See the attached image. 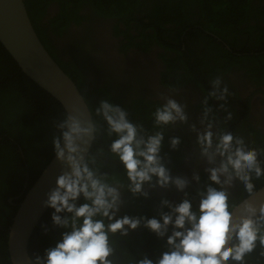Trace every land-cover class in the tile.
<instances>
[{"label": "flooded vegetation", "instance_id": "flooded-vegetation-1", "mask_svg": "<svg viewBox=\"0 0 264 264\" xmlns=\"http://www.w3.org/2000/svg\"><path fill=\"white\" fill-rule=\"evenodd\" d=\"M24 1L43 45L78 85L93 117L95 108L105 99L125 108L132 122L142 123L151 132L154 130L152 114L164 103L161 94L187 104L189 124L165 131L161 155L173 176L187 177L191 181L185 191L189 193L194 211L199 209L197 189L210 181L205 171L208 165L199 157L196 133L191 131L190 124L201 127L202 101L211 90L210 82L217 76L222 77L229 89L227 111L219 109L223 101L209 99L218 128L244 138L251 148H264V0ZM50 106L46 109L50 121L44 125L47 139L42 140L45 134L42 133L39 140L43 146L37 144L42 160L33 162L31 159L30 165L22 145L12 142L23 155L21 167L25 171L16 176L17 182L12 174L6 177L10 179L9 190L0 193V248L8 255V226L30 184L33 185L53 157L54 125L59 118ZM228 112L232 113V119L225 121ZM173 136L182 141L175 151L169 142ZM3 140L1 137L0 150L6 148ZM104 150L108 151V145ZM171 155L177 162L174 167ZM101 160L105 164V159ZM107 172L119 173V178L125 179L119 160L112 161ZM196 172L201 176L199 184L192 179ZM255 183L259 188L264 180ZM6 187L5 182L4 189ZM146 190L150 192L148 198L124 191L123 200L124 204L129 202L131 208L139 204V208L144 209V217L148 218H160L162 199L178 204L185 198L174 186L168 189L146 186ZM231 191L233 199L245 196L243 185L238 182ZM123 205L118 218L125 215ZM163 211L169 209L165 207ZM2 212L4 217L8 216L6 219L1 217ZM139 234L147 235V243H137L133 249L143 246L145 251L142 252L146 254L151 253V245L167 240V237L156 240V234L143 225L130 231L127 237ZM36 248L38 255L45 254L44 246L36 245Z\"/></svg>", "mask_w": 264, "mask_h": 264}, {"label": "clouds", "instance_id": "clouds-1", "mask_svg": "<svg viewBox=\"0 0 264 264\" xmlns=\"http://www.w3.org/2000/svg\"><path fill=\"white\" fill-rule=\"evenodd\" d=\"M210 86L202 101L201 127L190 124L196 133L199 157L208 165L205 171L210 181L197 189L198 211L193 210L185 191L191 181L173 176L161 155L165 131L189 124L187 104L161 94L164 103L152 114L151 132L142 123L132 122L125 108L105 99L95 108L99 120L80 108L65 112L54 125L56 135L52 139L61 172L56 186L42 201L43 207L54 210L53 225L65 231L43 256L30 257L33 264H118L112 237H127L142 225L159 238L167 237L168 250L156 261L145 255L134 264H248L247 258L257 249L264 257V189L255 183L264 180V148H251L244 138L218 128L209 99L223 101L219 109L227 111L229 89L220 76ZM231 119L232 113L228 112L225 121ZM104 134L115 137L108 151L113 161L123 164L127 183L110 179V174L101 170L103 164L98 156L105 155L103 149L96 153L91 150ZM169 142L176 150L182 141L173 136ZM192 179L199 184V172ZM237 182L245 192L239 200L233 199L231 191ZM146 186H174L185 198L178 204L162 199L159 219L128 215L118 218L124 204L123 192L148 198ZM165 207L169 211H163Z\"/></svg>", "mask_w": 264, "mask_h": 264}, {"label": "trees", "instance_id": "trees-1", "mask_svg": "<svg viewBox=\"0 0 264 264\" xmlns=\"http://www.w3.org/2000/svg\"><path fill=\"white\" fill-rule=\"evenodd\" d=\"M48 106L55 110L59 121L63 119L65 110L62 105L45 90L34 83L30 78H28L24 73H22L14 59L0 43V138L4 137L3 141L5 142L4 145L6 146V148H2L0 150V171L2 170V177L0 175V193H7L9 190L10 179L6 177L12 175L16 177L18 174L20 175L21 172L25 171L21 167L23 155L17 151V147L12 145V142L16 141L22 145L26 161L30 165L31 159H33V162L43 159V155L41 154L38 145L39 143H42L43 146L42 140L47 139L44 125L46 122L50 121L51 117L50 116L47 120L46 109ZM94 118L98 120L100 119L99 117ZM101 123L103 122L101 121ZM42 128H44V130ZM41 130L43 131L41 132ZM42 133H45L42 137L43 139L39 140L41 139L40 134ZM112 139H115V137L109 138L106 134L102 135L93 144L94 148L92 147L91 150L93 153L98 149L104 150V146L106 145H108L109 149ZM104 153V156H98V161L102 163L101 159H105V164L103 163L104 165L101 170L103 172H107L110 167V163L113 160L109 151L104 150ZM53 155L54 150L51 154V157ZM170 160L174 167L177 162L172 157V155ZM112 169L116 171L115 167ZM123 171V178L125 179L119 178V173L114 174V172L110 173V179H116L127 183L128 181L124 167ZM3 177L5 178V181L3 180ZM16 178L15 181L17 182L18 178ZM5 182L7 184L6 189H4ZM31 185L32 184H30V186ZM83 202V199H81L80 203ZM155 202H158V200H155ZM139 206L140 205L138 204V206L135 205L133 208H131L130 203L126 202L123 205L125 215L131 217H144V209H140ZM53 211V209L49 208L48 212L44 215L39 225H37L30 239V253L33 256L40 253L37 252L36 245H40L41 247L44 246V250L46 251V249L54 247L56 243L62 239V232L65 230L53 225V221L51 219ZM1 217H4L3 212L1 213ZM7 217L8 216L4 217V219ZM10 222L11 220L8 222V225ZM45 227L48 229L47 232H45ZM4 235L5 238H7V233H4ZM154 238L156 240L158 239L156 235ZM112 239L116 241L115 247L117 250L116 258L118 264H134L136 260L142 259L145 255H148L150 259L156 261L163 252L168 250L167 240L159 241V244L156 243L151 245V253L147 251V254L143 253L142 251H145L143 246H137L135 249H133L134 245L137 243H147V235L144 236L139 234L138 236L132 238L117 235L112 237ZM132 250H136V252H133ZM0 251L3 253L1 254L2 256H0L1 264H10L9 255L5 249H1ZM259 251L260 250L257 249L251 256L247 258L248 264H264V257L259 255Z\"/></svg>", "mask_w": 264, "mask_h": 264}, {"label": "water", "instance_id": "water-1", "mask_svg": "<svg viewBox=\"0 0 264 264\" xmlns=\"http://www.w3.org/2000/svg\"><path fill=\"white\" fill-rule=\"evenodd\" d=\"M0 43L21 72L55 98L65 112L80 108L92 115L76 83L43 45L24 0H0ZM61 168L54 154L20 202L9 226L8 252L11 264H33L30 259V239L49 210L42 206V201L56 186ZM259 188L264 189V184Z\"/></svg>", "mask_w": 264, "mask_h": 264}, {"label": "bare ground", "instance_id": "bare-ground-1", "mask_svg": "<svg viewBox=\"0 0 264 264\" xmlns=\"http://www.w3.org/2000/svg\"><path fill=\"white\" fill-rule=\"evenodd\" d=\"M66 73H67V71H66ZM68 75V74H67ZM72 76V75H71ZM72 78H73V76H72ZM73 80V79H72ZM78 86V85H77ZM98 145V144H97ZM94 146V145H93ZM100 147V146H99ZM94 148V147H93ZM124 167V166H123ZM21 197V196H20ZM12 202V201H11ZM13 204H14V202H13ZM9 227V226H8Z\"/></svg>", "mask_w": 264, "mask_h": 264}]
</instances>
